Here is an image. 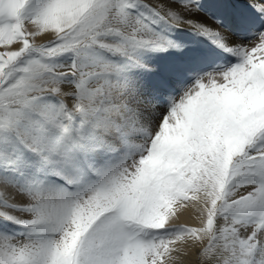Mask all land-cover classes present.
Here are the masks:
<instances>
[{
    "label": "snow or ice",
    "instance_id": "snow-or-ice-1",
    "mask_svg": "<svg viewBox=\"0 0 264 264\" xmlns=\"http://www.w3.org/2000/svg\"><path fill=\"white\" fill-rule=\"evenodd\" d=\"M218 8L0 0V264H264V0Z\"/></svg>",
    "mask_w": 264,
    "mask_h": 264
},
{
    "label": "rangeland",
    "instance_id": "rangeland-1",
    "mask_svg": "<svg viewBox=\"0 0 264 264\" xmlns=\"http://www.w3.org/2000/svg\"><path fill=\"white\" fill-rule=\"evenodd\" d=\"M202 2L204 3V11L205 12H203L201 14V17H203L210 25L215 26V20H214L213 16L218 15L220 12V9L216 6H218L221 3L226 2V0H202ZM182 35H183L184 39H187L189 41L194 42L198 47L211 50L210 46L207 44L206 41L197 40L195 37H192V36L187 35V34H182ZM156 115L158 117L159 112H157ZM189 226H193V225H189ZM186 251H187V249L185 250L186 254L179 256V259L177 260L176 264H189L188 262L190 261V257H192V254L194 255V253H196V251L192 250L191 254H189ZM194 259H196L197 263H198L197 253L195 254Z\"/></svg>",
    "mask_w": 264,
    "mask_h": 264
},
{
    "label": "bare ground",
    "instance_id": "bare-ground-1",
    "mask_svg": "<svg viewBox=\"0 0 264 264\" xmlns=\"http://www.w3.org/2000/svg\"><path fill=\"white\" fill-rule=\"evenodd\" d=\"M235 2L236 3H239L240 5H243V3H244V0H235ZM216 7H218V6H216ZM203 18V17H202ZM204 19V18H203ZM207 22V21H206ZM208 23V22H207ZM209 24V23H208ZM212 24V23H211ZM210 25V24H209ZM180 223H184V224H188V225H193V226H198V221L195 219V217H194V215L191 213V212H189V213H186V214H184L182 217H181V219H180V221H179ZM192 250L193 249H187V251L186 252H188L189 254H191L192 253ZM195 254L196 253H194V255L192 254V257H190V261L188 262L189 264H196L197 263V260L196 259H194V257H195ZM198 264V263H197Z\"/></svg>",
    "mask_w": 264,
    "mask_h": 264
}]
</instances>
